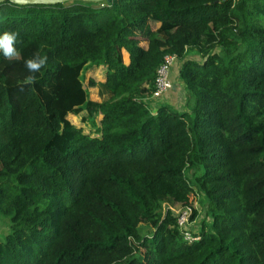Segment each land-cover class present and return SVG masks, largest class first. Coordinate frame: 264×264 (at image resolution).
<instances>
[{
  "label": "trees",
  "instance_id": "trees-1",
  "mask_svg": "<svg viewBox=\"0 0 264 264\" xmlns=\"http://www.w3.org/2000/svg\"><path fill=\"white\" fill-rule=\"evenodd\" d=\"M6 30L20 55L0 54V264H264V0H4ZM167 53L186 108L153 111ZM87 66L105 68L89 79L102 99ZM82 110L95 133L71 121ZM200 192L210 229L186 241L169 205L194 218Z\"/></svg>",
  "mask_w": 264,
  "mask_h": 264
},
{
  "label": "rangeland",
  "instance_id": "rangeland-1",
  "mask_svg": "<svg viewBox=\"0 0 264 264\" xmlns=\"http://www.w3.org/2000/svg\"><path fill=\"white\" fill-rule=\"evenodd\" d=\"M151 26L154 28L158 25V22L150 21ZM140 36V35H139ZM141 43H145V40L142 39V36H140ZM216 50H219V46L215 47ZM123 52V58L124 60H127V57L125 58V55ZM187 57H197L200 58V53H190L187 51ZM181 65V59H176L174 64L171 67L170 70V77L173 81L174 86L172 89H169L168 91L164 92L162 95L158 97H150L147 95L145 98L146 101H148V104L150 105L151 109L155 111V107L160 102H169L174 104L179 109L186 108L185 106V89L184 85L182 84V80L179 77V67ZM104 71L105 68L103 66L98 67H89L87 66L83 70V74L81 76L84 86L88 89L90 97L94 99H102L104 96L100 95L97 91V86H91L89 84V79L91 76H94L96 79H103L104 78ZM107 96V94H105ZM87 112L85 110H82L79 112V114L70 113L69 117L72 122L76 124H82L84 131L95 133L94 126L92 123L83 121L81 119V116H86ZM96 122L99 120V115L94 116L93 118ZM193 206L196 208L197 212L195 217L192 219L191 222V229L194 231H199L201 227L205 228V230L210 229L209 223L211 221L210 216L207 213V201L206 196L200 192L197 197H194L191 199ZM171 205V204H170ZM9 218L7 215L0 213V238H3L5 234L9 231ZM141 232L143 233H149L152 231V227L145 222H142L140 224Z\"/></svg>",
  "mask_w": 264,
  "mask_h": 264
},
{
  "label": "built area",
  "instance_id": "built-area-1",
  "mask_svg": "<svg viewBox=\"0 0 264 264\" xmlns=\"http://www.w3.org/2000/svg\"><path fill=\"white\" fill-rule=\"evenodd\" d=\"M176 59H179L175 53H167L163 60L159 63L156 70V77L154 80V89L150 97H158L164 92L173 87V81L170 77V70ZM172 213L175 216L176 225L181 232L183 239L186 241H193L199 238L197 233L191 230V208L189 206H177L176 204L169 205Z\"/></svg>",
  "mask_w": 264,
  "mask_h": 264
},
{
  "label": "clouds",
  "instance_id": "clouds-1",
  "mask_svg": "<svg viewBox=\"0 0 264 264\" xmlns=\"http://www.w3.org/2000/svg\"><path fill=\"white\" fill-rule=\"evenodd\" d=\"M20 42L19 33L17 31H3L0 33V54L8 60L16 59L20 53L16 45ZM47 56L41 55L39 52L34 53L33 56L27 59L25 67L30 75H27L23 82L20 84V90L23 91L25 86H31L36 82L35 73L41 71V69L47 64Z\"/></svg>",
  "mask_w": 264,
  "mask_h": 264
},
{
  "label": "water",
  "instance_id": "water-1",
  "mask_svg": "<svg viewBox=\"0 0 264 264\" xmlns=\"http://www.w3.org/2000/svg\"><path fill=\"white\" fill-rule=\"evenodd\" d=\"M2 1L4 0H0V2ZM9 1H13L19 4H26V3H57V2H62L66 0H9ZM86 1H101V0H86Z\"/></svg>",
  "mask_w": 264,
  "mask_h": 264
}]
</instances>
